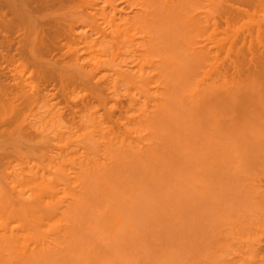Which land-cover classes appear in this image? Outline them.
<instances>
[{
  "label": "bare ground",
  "instance_id": "bare-ground-1",
  "mask_svg": "<svg viewBox=\"0 0 264 264\" xmlns=\"http://www.w3.org/2000/svg\"><path fill=\"white\" fill-rule=\"evenodd\" d=\"M55 1L57 3H60L63 0H25L19 5L22 6V9L26 13V11H36L40 7L48 6L50 3L55 4ZM74 1L73 3H75L76 1H77L76 3L79 2L80 10L78 12L73 11L75 12L74 15L71 14L73 24L71 26L69 25L70 30H69L68 37L70 39L69 43H71L72 46L66 51L68 60L64 62L63 64L64 66L63 71L61 70V68L56 71L55 69H57L59 65L56 64L57 65L56 66L53 63L54 64L53 66H55L54 67L55 69L54 68L52 70L50 69L51 71H54V74H51L50 78H52V76L55 78L56 76L55 74H57L56 78L61 79L60 83L63 81V78L64 79L66 78V80L69 81L70 84L72 82V84H75V86L77 85L80 86L79 88L83 87V88L89 89V91L91 92L90 94L92 95L91 97L93 101L96 103V106H97L96 108L100 107L98 109L100 110L102 109L101 112H103L104 110L106 111V113H107L108 107L111 108L110 106H113V105H110L111 102L109 104V101H110L109 98H111L112 96L114 97V95L116 94L119 95V92L120 93L123 92L122 93L124 94L123 96H125L126 94V96L128 97V105H127L128 111L130 110L129 111L130 113L139 111L141 114H139L138 112L139 115H138L137 120L135 119L134 115H132L134 117V121L130 122L129 123L130 125H128L127 124L128 122L125 121L124 122L125 125L122 126L124 127L123 128L124 131L122 129L123 134L120 135L119 133V135L117 136L115 134H118V133L113 132L110 125H108L109 123L105 122L106 115H103L105 117L102 116V118H97L93 114L91 115L89 114L88 116L86 114V117H84L85 115L80 114L83 116L81 120L79 119L80 120L79 122L81 123L78 122L80 124V128H78L76 131L73 132L72 130L73 127L70 130L71 128V127L69 128L70 125L64 123L65 118L64 120H62V116L60 115L61 113L58 112L59 109L55 110L57 106L54 107L53 106L54 104L53 105L50 104L51 100L48 98L49 96L46 94V92L44 94L42 89L34 90L32 88L33 86L30 87L31 86L30 85L29 87L22 86V88H20L19 91L17 90L18 92L16 91L17 96L15 95L12 97L21 99L23 101L22 102L23 106L24 104H27L26 107L27 106L29 107L31 103H36V104H39L40 105L39 108H42L43 110L37 112L36 116H31L28 119H24L26 116L23 117L25 121L24 120L18 121V119H16L14 122L11 120L9 123L8 121L3 123L2 115H0V123L2 122L3 123L2 125L4 126L3 127L0 125L1 128H3V129L0 128L1 130H3V132H0L2 133L0 135L2 136V138L4 137L3 135H5L6 137L7 136L9 137V135H7V128L11 130V127H12V129H14V131L16 132L17 136L21 140L24 141L22 143H25V145L27 146L29 144H34V143L36 145L37 143V145L41 147L40 150L43 151L44 146L46 149H49L52 146L57 145L61 149L64 148L63 153H65V150H68V148L69 149L71 148L73 151L75 149L76 150L72 153L70 152L71 151L70 149L69 154L72 153L70 155L66 153L65 156H62V154H60L61 156L58 157V154H56L59 160L61 158L63 159L61 160V162L57 158L52 159L50 156H54V155L50 154L49 156L48 154L49 152L46 155H44L43 158L41 157L42 159L38 158V160H35V162H32L31 157H35V155L34 153L32 154L30 151L34 150V147H37V145L31 146L28 148L25 146H22V148L23 147L26 148L25 151L30 149L29 152L31 154V157L30 155L28 156V154H26L25 156V159L27 156L30 157L31 162L33 163L31 167L29 168V170L28 171L26 170L27 171L26 172L25 169L23 170V169L18 168V170L15 171V170H12L13 168L11 167L12 169L10 170V172H7L8 165L5 164V166L2 167V169L0 170V264H38L40 259H44L48 263L50 262L49 264H54V263L57 264L59 260L61 262L62 259H63L62 261H64V259L66 260V262L64 261L65 264H68V262L69 264H74L75 261L77 260V259L76 260L74 259L77 256H78L77 258H79L80 255L78 254L80 253L83 256L82 251L86 249H89L86 251H89L88 254L91 257L90 258L91 262L90 263L87 262V264H118L117 257L114 255H108V252L106 251L105 247H107L106 245L109 244L110 242L112 243L114 240L116 241L119 240L120 243L126 244L127 241L124 240V238L127 232L131 230L132 227L134 226L133 224H134V221L136 220L137 215L142 214L144 211V210L142 211L143 205L140 203V200H138L139 199L138 197H140L141 199V196H142L141 194H143L144 191H147L148 195H151L152 193H154L152 194V196L156 195V197L154 196L155 198H153L155 201L154 200L152 201L153 203L152 205L154 204L158 205L159 203H164L163 204L164 205L163 214L167 218L174 217L175 218L174 227L176 230L179 229L181 226V220H180L181 213L179 214V212L181 210V207L183 206V202L181 203V197L179 199V196H181V194L179 193H182V186H181L182 181L180 177L181 173L179 172H181L182 170L181 171L178 170L179 169L178 167H181V164L179 163L182 160V154L184 151L183 143L186 142L185 139L189 140L195 137V139L193 140L191 139V141L189 140L187 143H185L186 147L184 148H186V150L190 149L188 148L189 147L188 144H191L194 147H199L200 145L199 148H201L202 145H206V147L208 145V148H212L213 147L212 142H216L218 140L214 141V139L216 138L215 134L213 135L215 136V138L213 136H211L212 138L210 137V132L212 135L213 131H211V129H208V128H212L213 126L211 125H213V123H215L216 125L217 123V122H214L216 110L218 109L222 113H224L226 117L227 115L228 117H230L234 113L235 108L240 107L238 108L239 113L240 111H243V110L245 111L246 109L249 110L250 107L248 105L251 102L253 103H251L250 105L253 107L261 99V89L260 88H264L263 87L264 79L262 80L263 77H260V75L264 76L263 75L264 73L263 65L264 64L263 65L261 64L262 67L260 64L258 65L260 66V68L258 69L259 73H261L260 75L256 72V70H253L255 71V73L252 72V74L259 75V77L261 78L260 80L258 79L259 77H257L256 80L255 78L252 79L254 75H252L251 73L249 74V71L248 73L245 74V75L249 74L248 77L250 78L249 79L247 76H245L244 78L246 81L244 82V84L248 87L247 94H245L244 92V89L246 88V86L242 85V83L240 82L241 80H243L242 76H241L242 78L240 79V81L228 80L229 82H227L228 78H226V75L224 77L220 75L221 72L219 69H222L221 71H224L225 73H227V71H225L227 69L224 70V68L228 67L229 69L230 68L229 66H231L232 64L231 59L233 58L234 54L235 56L238 55L237 51L234 50V48H237L238 43H239L238 48L242 50V51L241 50L239 51L240 54L242 55V56L240 55L241 57H243V55H246L249 58L251 57L249 55H252V53H256V50H257L258 57L257 56L256 57L259 59L261 57V59L264 60V58H262L263 52L260 51L261 49H259L261 47V43L263 44V42L261 41L262 40L264 41V38L260 39L259 40L260 42L256 38L260 35L259 33L261 32V30H263L261 35L264 33V28H263L264 25L262 24L263 22L260 24L259 21L258 23H255L256 22L255 21L254 24L252 23V26L250 25L251 26L249 27L250 29L248 27L245 28V30L242 29L243 32L241 36H239L240 39H237L238 34L237 36H231L230 34H227L226 36L224 35V37L221 39H218L219 37L217 38L216 34L219 33L218 29H220L222 25H223L222 26L223 28L221 30L222 31L225 30L226 32L227 31L229 32L228 28L233 26L234 23H235L234 27L236 28V23L239 22L241 19H243V17L245 16L244 13H247V12H244V10H241V8H239L240 6L243 5V2L245 3L247 1V3L249 4L251 2L250 6H248L249 4L247 5V3H245L247 5L246 7L247 8L249 7V9H251V6H253L255 3H258L260 6L262 5L264 7V0H76L75 2ZM252 2H253V5H252ZM234 3H236V5H238L239 3V7H235ZM258 4H255L254 6L257 7ZM79 5H76V6L78 7ZM9 7H11L12 11H14L17 5L13 1L9 5ZM124 9H129V11L124 14ZM247 18H245L246 20L245 19L243 20L247 21ZM253 19L255 20L257 18H253ZM31 20L34 21V18H32ZM36 21H39V20L36 19ZM249 21L247 22L249 23ZM67 26H68V23H66V27ZM78 26H83L84 28H86L85 30H88V32H90L91 34L87 35L85 32H78L77 39H75L74 35L77 32L75 33L74 31L76 29L75 27H78ZM237 26H240V25H237ZM251 31L256 32L255 33L256 37L254 36L255 38H253V39H256L254 40L256 44H254L253 39H251V37H253L254 35V33L252 34ZM79 33L81 35H79ZM225 33H222V34H225ZM39 35L40 34L38 33L37 36ZM217 36L219 35L217 34ZM232 37H235V38L232 39ZM262 37H264V34ZM40 39L42 40V38H39V40ZM44 40L45 39L43 38V42H45ZM66 40H67V37H66ZM40 42H41V45L44 46V43L42 41ZM52 42L54 41H51L50 43ZM52 46H56V45L52 43L51 47ZM254 46L256 50L254 49ZM242 47H246L247 51L243 50L245 48H242ZM38 49L40 48L38 47ZM38 49L36 47L37 51H39ZM40 50L43 51L45 50V48L42 47V49ZM51 50H55V52H57L59 50V47L47 48L45 50V53L47 54L53 53L54 51L52 52ZM232 50L236 51L235 53L233 52L234 53L233 56L230 55ZM24 51H26L25 52V55H26L27 50H24ZM37 51L35 52L34 49H31L29 51V53L32 52L31 57H33V55H36L37 56L36 58L38 59V55L40 54V51L38 55L36 54L38 53ZM220 51L223 52L222 53L223 57L225 54L226 61H227V63L224 62V64L222 62H219L220 64L222 63L221 67H219L220 64L218 66L216 63V61H218L217 57ZM244 51L246 52L244 53ZM33 52H35V54ZM260 53H261V56H259ZM219 56H222V55H219ZM39 57L41 58V55H39ZM255 58L251 57V59L253 60H255ZM41 59L43 60V62H45V64L48 62V61H45L43 58ZM220 60H222V58H220ZM30 61L33 62V59ZM37 61L35 62V64L34 62L33 63L31 62L32 63L31 65L33 66L34 64L35 68H38L36 67L38 66L36 65ZM236 61L233 63L239 64L241 62V61L240 62L239 61L236 62ZM40 62L42 64V61ZM40 62H38L37 64H39ZM252 62L255 63L254 61ZM258 63H255V64L257 65ZM47 65L49 67L48 63ZM240 65L242 66L241 63ZM25 66L26 65H24V67ZM51 66L52 65H50V68ZM245 66L243 65L242 67L245 68ZM42 67L43 68L46 67L44 63L42 64ZM48 67L45 70H48ZM237 67H240V66H236V68ZM249 67H252L251 63ZM17 68L19 69L20 67H17ZM15 69H16V66H15ZM43 70L44 69H42V71ZM45 70L44 72H48ZM229 70H228L227 76L230 73ZM234 70H235V67H234ZM239 70L240 69L236 71H239ZM250 70L252 71V69ZM55 71L57 73H55ZM19 72L21 71L19 70ZM44 74H45L44 75V78H45V76H47L48 74L47 75L46 73ZM239 74L243 75L244 73L242 74V72H240L238 73V75ZM238 75H236L237 77L235 76V78L239 79L240 75H239V78H238ZM251 76L253 77L251 78ZM248 79L250 80V82L252 80L253 83L250 84V82H247ZM257 80H258V83L254 84V82H257ZM246 83H248V85L250 86H248ZM75 88H78V87H75ZM63 91H65V89ZM63 91L62 93H64ZM66 92H68V90ZM110 94L112 96L108 98ZM137 94L139 95V97ZM136 95L138 98H136ZM7 96L9 95L7 94L6 97ZM6 97L4 99V96H3V101L0 100V109L4 106ZM64 97L65 99H67L66 97L68 96L65 95ZM21 100L19 101L16 100V103L21 102ZM69 100L71 101V98ZM72 101L74 102V100ZM6 103L8 104V102ZM53 103H54V100H53ZM77 103L78 102H76V104ZM87 103L89 104L88 101ZM17 105H19V103ZM69 106L71 105L69 104ZM18 107L19 108L21 107L22 109V106H18ZM32 108H33V105H32ZM90 108H92V106H90ZM93 108L95 109V107ZM66 109H67V106H66ZM85 109L87 110V108ZM94 109L93 111L95 112L96 109L95 110ZM170 109L173 112L176 111L177 112V113L175 112L176 115L172 113ZM176 109H178L179 112ZM179 109H181L183 113ZM248 110L247 112H245V114L242 112L243 115H246V113H249V111L250 113L252 112L251 111L252 109L249 111ZM83 112L85 114L87 111L83 110ZM230 112H233V113L230 114ZM10 113L11 115L14 114L13 112H10ZM94 114H97V113H94ZM172 114L176 116V117L173 116L174 119H171ZM97 116L99 117L100 115H97ZM121 116L123 115L121 114ZM128 116L131 117V114ZM198 116L201 118L206 117L205 119H203L205 121L204 122L201 121V118H200L201 124H195V122H198V123L200 122L198 120ZM130 117L128 118V120L130 119ZM169 120H170L171 125H169ZM207 120L209 121L208 123L206 122ZM75 121H76L75 123L78 124L76 119ZM118 121L120 122V120ZM21 122H26L27 130L23 129L25 126H23L24 125L23 123L21 125ZM177 122L184 125V127L180 128V124ZM202 122L204 124L205 122L207 123L206 130L208 129V131H210L209 134L207 133L208 131H205V129L203 128L204 124ZM191 124L193 126L196 125V127L198 125V128H200V130L198 128L197 129L199 130L198 132L200 134H197L196 131L194 132V129L195 130L197 129L196 127L194 128ZM202 124H203V127L201 128ZM67 125H69L68 126L69 129L67 128ZM175 126L177 127L176 129H175ZM177 129L181 131L177 132ZM203 129L205 132L203 131ZM25 131L26 132L28 131L29 134L33 135V139L36 140L37 142L33 141L32 143H30L32 140L28 141L27 135L29 134L26 133L27 134L26 135L24 133ZM187 131L194 132L196 133L197 136L198 135L200 136L196 137L195 134L191 133V135H187L189 137L188 139L187 136L185 137L184 135H182V133H185ZM139 132H143L146 134L148 133V135L145 134L147 138L143 137L145 138V140L144 139L140 140V141H144L145 143L146 142L147 143L141 144L142 146L140 148L132 145L133 144L132 142L134 141L135 136ZM205 133L209 135L211 141L213 140L212 142L210 141V139H208L209 137H207ZM127 134L128 135L132 134V136H134L133 134H135V136L134 138H132V140H127L130 137L129 136L127 138L128 136ZM171 134L174 136V138H172ZM25 135H26L27 140H24ZM125 135L127 136L125 137ZM140 135L136 136V138L141 137ZM175 137H178V139H176ZM2 138H1L2 142H3V139L7 140V138H3V139ZM40 140L45 141V143H43L44 146H42V143L41 145L38 144L40 143L39 142ZM206 140L209 144L206 142ZM178 141H179V144L183 145L182 147L178 145ZM180 141L183 143H181ZM200 141H202L203 144ZM191 142H194V143H191ZM5 143L6 142H4V145ZM175 143H176V146H174ZM16 144L17 143H15L14 146L21 147L20 144L18 145ZM69 145H74L77 148H72L73 146L69 147ZM215 145L217 144L215 143ZM36 150H38V148ZM164 150L166 151V153L164 152ZM190 150L193 151L192 147ZM19 151L21 152V150ZM13 152H15V150H13ZM98 153H100V155ZM184 153H185V156L191 155V158L192 157L195 158L197 156L196 154H194V152H191L193 156L192 154H189V152L188 153L184 152ZM22 154L24 155L25 152ZM6 155H8V153ZM103 155H105V157L102 159L103 162L102 161L100 162L101 158L99 157ZM163 156H165L164 158L167 157L166 160L169 159L167 160L168 163L163 162V161L166 162V160H163ZM49 157L51 158V160H49ZM1 158L3 157H0V159ZM15 158L17 159L18 157H15ZM92 158H95V159L92 160ZM126 158L128 159L133 158L134 160L136 158L137 160H139V162L142 165H144L146 170L149 173L151 172L150 173L151 175H150L147 171L144 170L145 172H147V174H149L147 176L148 177L150 176V177L149 178L147 177V179L146 177L145 178L143 177L142 179L138 178L139 175H137L138 174V171H137V174H135L137 175V177L134 176L133 178L136 181H134L132 179V175L130 176V174L128 175V173H126L128 176H130L129 178L127 177V175L125 176L121 172L122 173L121 177L123 178L125 176L127 178H124L123 179L124 181L119 182L121 184L117 183L118 181L116 182L115 179H114L115 181L113 182V180L111 179L116 178L117 176L114 175L116 177H112L110 179L112 175L110 176L108 174H112V171L109 173L107 171H109L110 168H113V169L116 168L120 170L122 165H124L123 161L128 160ZM197 158H199V156ZM197 158L194 159L195 161L193 159L192 160L190 159L189 163L191 164V162H193L194 164L192 163V165L190 166L186 165L188 168L187 167L185 168L188 169L189 173L190 172L193 173V171L194 173L196 172L195 169L199 165L197 164L199 161ZM34 159L35 158H33V160ZM78 159L82 160L81 161L82 165L79 167H77L78 166L77 164H79L77 161ZM173 159H176L179 162ZM56 160L60 163L57 164ZM121 160H122V163H119ZM184 160H182L183 162L182 165L185 166ZM169 161L173 164H170ZM188 161L189 159L186 161V163ZM2 162H4V160ZM145 162H148V163H145ZM175 162L176 164H174ZM171 165H174V166H171ZM136 166L138 167V163L136 164ZM124 167L126 166L124 165ZM189 167L191 168L195 167V169L193 168L191 170V168ZM142 168H138V170L141 169L143 171ZM124 169L126 170V168ZM125 170H122V171H125ZM105 171L107 172V175ZM140 173H144V172H140ZM119 175H120V171H119ZM145 175L146 174H144V176ZM107 176H110V177H107ZM107 179L109 182H107ZM125 179H127V183ZM111 181L114 184L116 182L118 186L122 185L123 182L125 185L126 184L127 185L118 187L116 184L114 185ZM107 183L109 185H107ZM110 183H112L113 185L112 184L110 185ZM133 183L136 185L133 186L134 185ZM140 183H143L141 185L142 186L144 185V187H142ZM105 185L109 187L111 186L110 190L108 189L109 187ZM115 187H118L116 188L117 190L123 189L124 191L126 190L127 192L126 191L124 192L123 190L121 192L120 190L121 193L119 192L118 194V191L116 192L114 191ZM132 187L134 189V192L132 191L133 190ZM135 188H139L137 190L143 193H139V191L136 192ZM141 188L145 190L143 191ZM195 188L198 189L197 186ZM103 189H105L106 191ZM257 192H256V195H258ZM169 193H171L174 196L170 197ZM248 193L251 194L250 190ZM147 194L144 193L143 195H147ZM254 197L255 196H253V199L255 200L259 198V197L256 198L257 196L255 198ZM156 198L157 199L159 198V200L163 202H160L159 200L156 201ZM261 201H258V203H260ZM194 202L198 203L197 200H194ZM258 203L256 202L257 205ZM262 203H264V199ZM157 205H154V206H157ZM166 208L168 209V211L166 210ZM253 216L254 215H252L251 217L254 218L255 216L254 217ZM85 219H87L86 221L87 224L85 223V221L83 222V220ZM81 222L84 223V224L82 223L84 225V228H81L83 226H79ZM244 222L245 221H243L242 224L246 225L247 223H244ZM251 223H254V221H251ZM86 225H88V227H85ZM231 225L233 224L230 223V226ZM251 225L252 227L255 225L254 227L255 229L257 224L254 223ZM85 228H87V231L89 229L88 233L87 231H85L86 230ZM236 229L234 227V230ZM84 231L88 235L85 233L84 238H83L82 234L84 233ZM80 233H81V236H80ZM254 233H255V230H254ZM251 234H253V232ZM236 236H238V234ZM78 237H82V238L79 239ZM85 238L87 242H85L86 240L84 241ZM240 239H241V235H240L239 241ZM246 240L248 241L249 239L246 238L245 241ZM229 241L232 242V240H229ZM256 241L258 242V240ZM230 242L228 244H230L231 246ZM233 242H236V241L233 240ZM250 242L252 241L250 240L248 247L245 248L247 249L246 251L248 254V256L246 255L247 260L249 259L250 263L249 262H246V263L252 264L253 263L252 261H254L255 259L258 260L259 257H257V254L259 253V251L257 252L256 251L257 248L255 249L253 247V245L258 246L257 243L254 242L255 244H252L253 243L252 242L250 244ZM228 244L225 247H227ZM247 244H245V247L247 246ZM63 245L66 247L68 246L67 250H71L72 254L71 253L69 254L70 251L69 252L67 251L68 254L65 251H62V250L60 251V249L65 248ZM79 245L80 247L82 246L79 249L80 251L78 250ZM239 245H241L242 247V244H239ZM234 246H232L233 247L232 249H234ZM73 250H75L76 252H74ZM107 250L109 249L107 248ZM134 251H136V254L138 256H144V253L140 247L135 246ZM238 251H240V249ZM60 252L61 254L62 252L66 253L65 255L62 254L63 255L62 259L60 256L61 254H59ZM217 252H216V255H219L217 254ZM225 253L226 251L224 252V256L225 255L228 256ZM57 254H59L60 257ZM66 255H70V257L68 256L69 257L68 262H67L68 258H66L67 257ZM54 256H56V258L58 256L60 259H58L57 261L56 258L54 259ZM71 256L75 258H71ZM52 257H53V260H52ZM220 257H222V255H220ZM262 257L263 256H261L260 259L264 260ZM83 258L80 256V259L77 260L76 264H86ZM207 258L210 259L211 257L209 258L208 256ZM70 259L72 261H70ZM225 261H227V259ZM228 261H230L229 258H228ZM232 263H234V261ZM256 264H259V262Z\"/></svg>",
  "mask_w": 264,
  "mask_h": 264
},
{
  "label": "rangeland",
  "instance_id": "rangeland-1",
  "mask_svg": "<svg viewBox=\"0 0 264 264\" xmlns=\"http://www.w3.org/2000/svg\"><path fill=\"white\" fill-rule=\"evenodd\" d=\"M13 1L17 5V7H16V9L14 11H12L11 7H9V5ZM23 1H25V0H21V1L20 0H0V95L2 96V98L0 96V100L3 101V96H4V99H5L6 95L7 94L9 95V96L6 97V101L4 100L5 103H4V106L2 107L3 109L2 108L0 109V115H2L3 123H5L7 121L9 123L11 120L14 122L16 119H18V121H23L24 119H28L31 116H36L37 112L43 110L42 108H39L40 105L36 104V103H31L29 107L28 106L26 107L27 104H24V106H23V104H22L23 101L21 99H19V98L17 99L16 97H14V98L12 97V96H15V95L17 96L16 91L17 90L19 91L20 88H22V86L23 87L24 86L25 87L26 86L29 87L31 85L30 87L33 86L32 88L34 90H37V89L41 90L42 89L44 94L46 92V94L49 96L48 98L51 100L50 104H52V105L54 104L53 105L54 107L55 106H57V107L59 106L58 108L56 107L55 110L59 109L58 112L61 113L60 115L62 116V120H64V118H65V122L64 121L63 122L70 125V126L67 125V128H68V126H69V128L71 127L70 130L73 127V129H72L73 132L76 131L78 128H80V124L79 123H81V122H79V121L83 118L82 115H85L84 117H86V114H87V116L89 114L90 115L93 114L97 118H102L103 115H106V118H105L106 120L104 119L105 122L109 123L108 125H110V127L112 128L113 132L118 133V134H115V133L114 134L116 136L119 135V133H120V135H122L123 134L122 133V129L124 128L122 126L125 125L124 122L126 121V122H128L127 124L130 125L129 123L134 121V117L137 120L138 115L141 114L139 111H138L139 114H138V112H134L135 113L134 114V113H130L129 112L130 110L128 111V108H127L128 97L126 96V94H125L126 97L123 96L124 95V94H122L123 92H121V93L119 92V95L116 94L118 97L116 95H114V97H113L110 94L108 96V98L110 96H112L113 98L112 97L109 98V100H110L109 104L111 102L110 105H113V106H110L109 104L108 105L112 108V110H111V108L108 107L107 113L104 110H103V112H101L102 109L101 110L98 109L100 107L96 108L97 107L96 103L93 101V99L91 97L92 95L90 94L91 92L89 91V89H86V88H83V87L79 88L80 86H78V85L75 86V84H72V82L70 84V82L67 81L66 78L65 79L63 78V81L60 83L61 79L56 78L57 74H55L56 76L54 75L55 78L53 76H52V78H50L51 74H54V71H51L55 67L53 65L54 64L55 65L56 64L59 65V67L57 69L54 68L56 71L58 69H60V68L63 71L64 70L63 64H64V62H66L68 60L67 55H66V51H67V49H69L72 46L71 43H69L70 39L68 37V34H69L70 26L73 24L72 15H74L75 12H78L80 10L79 2L76 3L77 2L76 0H75L76 2L74 0H71V1L70 0L69 1L68 0H63L62 2L57 3L55 1V4L50 3L48 6L40 7L36 11H26V13H25L24 10L22 9V6L19 5ZM73 1L75 3H73ZM248 2H250V1H248ZM245 3H247V1ZM245 3L243 2L244 6L242 4H240L243 7L242 6L239 7V3H238V5H236V3H234L235 4L234 6L241 8V10H244V12H247V13H244V12L243 13L245 15L244 16L245 18H247V17L249 18V19L247 18V21L250 20L249 23L247 21H245L246 19L242 16L243 19H245V20L241 19L239 22H237L238 24L236 23V28L234 27L235 23H234L233 26H231V27L229 26L230 27V28H228L229 32L228 31L226 32L225 30L222 31L221 30L223 28L222 27L223 25H222L221 28L218 29L220 34L219 33H217V34L219 36H217V34H216V37L217 38L219 37L218 39L223 38L224 35L226 36L227 34H230L231 36H237V34H238V36H237L238 38L237 39H240L239 36H241V34L243 32L242 29L245 30V28L251 27L252 23L254 24L255 21H256L255 23H258V21H259L260 24L263 22L262 24L264 25V21H263L264 20L263 19V17H264V11H263L264 7L262 5L260 6L258 3H255V4H258L259 8H258V6L255 7L254 6L255 4L253 5V2H252L253 6H251V9H249V7L248 8L246 7L249 3H247V5ZM250 4H251V2H250ZM250 4L248 6H250ZM76 5H79V6L77 7ZM73 11H75V12H73ZM128 11H129V9H124V14L127 13ZM256 14H258V15H256ZM258 17H260V18H258ZM30 18L31 19L34 18L35 22L32 21ZM253 18H257L258 20L257 19L254 20ZM36 19L39 20V21H36ZM66 23H68L67 27H66ZM237 25H240V26H237ZM232 27H234V28H232ZM240 27H242V28H240ZM75 28H74L75 29L74 32L75 33L77 32L74 35L75 39H77L78 32H85L87 35L91 34L90 32H88V30H85L86 28H84L83 26H78V27H75ZM263 28H264V26H263ZM231 29L234 30L235 32L232 31ZM238 30L239 31L241 30L240 31L241 33ZM262 31L263 30H261V32L259 33L260 34L258 36L259 38L255 36L256 32L251 31L252 34L254 33V35H253V37H251V39H253L255 37L257 38L258 41L260 39H263L264 37H262V36H263L264 33L261 35ZM36 32H37V34H36ZM38 33L40 34L39 36H37ZM222 33H225V34H222ZM233 34H235V35H233ZM79 35H81V34L79 33ZM220 36H222V37H220ZM37 37L42 38V40L41 39L39 40V38H37ZM66 37H67V40H66ZM43 38L45 39L44 40L45 42H43ZM234 38L235 37H232V39H234ZM50 40L54 41L52 43L54 45H56V46H52V47L53 48L54 47H59V50L58 51L56 50L57 52H55V50H51L52 52L53 51L54 52L47 54V53H45V50L47 48H52L51 47L52 43H50L51 42ZM247 40H249V39H247ZM254 40H256V39H253L254 44H256V42ZM40 41H42L44 43V46L41 45ZM246 42H248V41H246ZM261 42H263V44L261 43V47L259 49H261L260 51H262L263 54H264V46H263L264 45V41L262 40ZM238 45H239V43L237 44V48L233 47L234 50L237 51L238 55L236 53L237 56H235L234 53L236 51H234V50H232L231 53H230V55H232V56L234 54L233 58L230 57V58H232L231 59V61H232L231 63L232 64H231V66H229L230 67L229 69H231V70H229L228 67L224 68V70L227 69V70H225V71H227V73H228V70L230 71L228 76H227V73H225L224 71H221L222 69H219V70H220L221 73L224 72L222 74L220 73V75H222L223 77L226 75V78H228L227 82H229L228 80L240 81V79L243 77L242 79L244 81L241 80L240 82L242 83V85H245L244 84V82H246L245 79H244L245 76L248 77L250 73L251 74H252V72L255 73V71H253V70H256V72L259 75L261 74L258 71V69L260 68V66H258V65L259 64L263 65L264 64V62H263L264 60L261 59V57H260V59L257 58L258 57L257 56L258 51L256 50L255 46H254V49L256 50V53H252V55L255 56V57L257 56L256 58L253 57L252 55H249L247 53L252 58H255V60L251 59V57L248 58L246 55H243V57L245 56L244 59H243V57H241L242 55L239 52L241 49L238 48L239 47ZM36 47H37V49H38V47L40 49H42V47H43V48H45V50L42 51V50L38 49L40 51V54H39V51L36 50ZM30 48L34 49L35 52L37 51L38 53H36V54L37 55L38 54L41 55V58H43L45 61H48L47 63L49 64V67H48L47 63L45 64V62H43V60L39 57V55H38V59L36 58L37 57L36 55H33L34 58L31 57L32 56L31 55L32 52L29 53V51L31 50ZM242 48H245L243 50H246V47H242ZM24 50H27L28 54L26 53V55H25L26 51H24ZM246 51H244V53ZM35 52H33V53L35 54ZM222 53L223 52L220 51L219 55H222V56L218 55V57H217L218 61H216V63H217L218 66L220 64L219 62H222L223 64H224V62L227 63L226 56L224 54V57H223ZM254 54H256V55H254ZM263 54H262V58H264ZM259 56H261V53L259 54ZM219 57L222 58V60H220ZM31 58L33 59L34 64L38 60L37 63L42 61V64L44 63V65L46 67L43 68L42 64L40 62L39 64L36 63V65H38L36 67H38V68H35L34 64H33V66L31 65L33 63L32 61H30V60H32ZM247 58H248V60H247ZM245 59H246V61H245ZM234 60L235 61L238 60L239 62L241 61L240 63L242 64V66L246 65L245 68L242 67L240 65V63L239 64L238 63H236V64L233 63V62H235ZM256 60H258V61H256ZM27 61H28L29 64L27 63ZM238 61H236V62H238ZM252 61H254L255 63H258V62H260V63H258L256 65ZM246 62H248V63H246ZM222 63L220 64L219 67H221ZM250 63H251L253 68L249 67ZM24 65H26V66L24 67ZM50 65H52L51 68H50ZM262 65H261V67H262ZM15 66H16V69H15ZM39 66H41L42 69H44V70L47 69V67H48V70H45V71H48V72H44V70L42 71L41 67H39ZM236 66H240V67L236 68ZM17 67H20V68L18 69ZM234 67H235V70H234ZM21 68L23 69L24 72L22 71ZM249 68L252 69V71ZM263 68H264V65H263ZM238 69H240V70L236 71ZM19 70L21 72H23V73L19 72ZM38 70L39 71L41 70V71L39 72ZM56 71H55V73H57ZM248 71H249V74L245 75L246 73H248ZM240 72H242V74L243 73L244 74L243 75L239 74L240 75V78H239L238 73H240ZM35 73H36V75H35ZM44 73H46V75L48 74L47 76H45V78H44V75H45ZM234 73H236V74H234ZM39 74H40V76H39ZM236 75H238L239 79L235 78ZM252 75H254V77L251 76V78L253 77L252 79L255 78V80H256L257 77H259V75H257V74H252ZM263 75H264V73H263ZM260 77H263L262 80L264 79V76L260 75ZM260 77L258 78L259 80L261 79ZM226 78H225V80H226ZM248 80H247V82H250V80L249 81ZM15 82L16 83L18 82V83L16 84ZM22 83L23 84L26 83L27 85L26 84L23 85ZM251 83H253L252 80H251L250 84ZM256 83H258V80H257V82H254V84H256ZM63 84H64V86H63ZM246 84L248 85V83H246ZM37 85H38V87H37ZM248 86H250V85H248ZM75 87H78V88H75ZM263 87H264V85H263ZM61 88L63 90L65 89V91H63ZM66 89L68 90L69 94H68V92H66L67 91ZM260 89H261V99L259 100L258 103H256L255 106H253L255 108H253L250 105L253 102H251L248 105L250 107L249 110L252 109L251 113L246 108H245L246 109L245 111L243 110V111H240V113H239L238 108H240V107H238V108H235L236 113H235V111H234V113L230 112V114L233 113L230 117H228V115L226 114L227 117H228L227 118L224 113H222L220 110L217 109L218 111L216 110L215 119H214V122H217V123L215 125V123L211 122V123H213V125H211L213 127L212 128H208V129H211V131H213L212 135H211V132L208 131V129L206 130V128H207L206 124L209 121L207 120L206 121L207 123L205 122V124H204L203 122L205 120H203V119H205L206 117H204V118L202 117L201 118V117L198 116V120L200 121V118H201V121H203L202 123L204 124V127H203V124H202L201 128L203 127L205 129V131H208L207 132L208 134L210 132V137L215 134L216 138H215V136H213L215 138L214 141L218 140L216 142H212L213 140L211 141L209 135L207 133H205L206 136L209 137L208 139H210V141L213 143L212 144L213 145L212 148H208V145H207V147H206V145H202L203 147L201 146V148H199L200 145H199V147H194L191 144H188L189 147L188 146L187 147L190 148V149L192 147L193 151H191L190 149L186 150V148H184V147H186L185 143H187L189 140L191 141V139H192V138L189 139V137L187 135H191V133H193L195 135H196V133L200 134L198 132L200 130V128H198V125L196 127V125L193 126L191 124L194 128L196 127V129L197 128L199 129V130L198 129L197 130L194 129V132L196 131V133L191 132L193 130V128H192V130L190 132L187 131L185 133H182V135H184L185 137L187 136L189 140L185 139V141H186L185 143L180 141L181 143L184 144V147H183L184 151H183V154L182 153L181 154H182V160L185 159L184 160L185 161V166L182 165L183 162L181 160L180 163H179V164H181V167H178L179 169L177 168L180 171L182 170L181 172L178 171L179 173H181L180 177H181V181H182V185H181L182 186V193H179V194H181V196H179V199L181 197V203L183 202V206L181 207V210L179 212V214L181 213V218H182V219L180 218L181 226H180L179 229L176 230L175 227H174V223H175V218L174 217L167 218L163 214V208H164L163 204L164 203H159L158 205L154 204V205H157V206L152 205L153 204L152 201L154 200L153 198L156 197V195H154L155 197L152 196V194H154V193H152V194L149 193L151 195H148L147 194L148 192L144 191L146 189V187H145V189H142V188L141 189L147 195H143L144 194L143 192H140L139 190H137L140 187L139 188H135L136 192L139 191V193H143V194H141L142 195L141 199H140V197H138L139 199L137 198L138 200H140V203L143 205V207H142V211L144 210L143 213L137 215L136 220L134 221V224H133L134 226L132 227L131 230H129L127 232V234H126V236L124 238V240L127 241L126 244L120 243L119 240L118 241L114 240L112 243L110 242L109 244H107L106 245L107 247H105L106 251L108 252V255H114V256L117 257L118 264H208V263L210 264V262H211V264H219V263H221V264H238V263L245 264L246 262L250 263V260L249 259H248L249 261L247 260V256H248L247 251H246L247 249H245V248L248 247L250 240L253 242V243L250 242V244L251 243L252 244L257 243L258 246H256V245L254 246L253 245V247L255 249L257 248V250H256L257 252L259 251V253L257 254V257H259L258 260L255 259L254 261H256V262H254V261H252V262L254 264H256L258 262H259V264H264V260L260 259L261 256H263L262 258L264 259V203H262L263 199H264V88H260ZM61 90L64 93H62ZM244 92H245V94L248 93V87L247 86L244 89ZM81 93H83V94H81ZM120 94H122V95H120ZM65 95L68 96V97H66L67 99H65V97H64ZM137 95H136V98L139 97V95H138V97H137ZM77 96H78V98H77ZM120 96H122V97H120ZM70 98H71V101L69 100ZM16 100H18V101L21 100V102H17L16 103ZM53 100H54V103H53ZM72 100H74L75 103ZM123 100L125 101L126 104L124 103ZM11 101H13L15 103H13ZM87 101L89 102V104L87 103ZM6 102H8V104ZM76 102H78V103L76 104ZM18 103H19V105H17ZM69 104L72 107L69 106ZM254 104H255V102H254ZM16 105H17V107H16ZM32 105H33V108H32ZM81 105H82V107H81ZM9 106L11 107V109L14 108L12 110H14L16 112L12 111ZM18 106H22V109H21V107L19 108ZM66 106H67L68 110L66 109ZM90 106H92V108L95 107L96 110L93 108L95 110V112L93 111L92 108H90ZM248 106H247V108H248ZM23 107H25V108H23ZM174 107H175V105H174ZM85 108H87V110ZM18 110L21 111V112H19ZM83 110L87 111V112L84 114ZM176 110L178 111V109H176ZM179 110L181 111V109H179ZM247 110L249 111V113H246V115H243V113L245 114V112H247ZM170 111H171V109H170ZM10 112H13L14 114L11 115ZM132 112H133V110H132ZM171 112L175 114L176 111L175 112L171 111ZM171 112H170V114H171ZM181 112L183 113V111H181ZM2 113H4V114H2ZM94 113H97V114H94ZM15 114H17V115H15ZM80 114H82V115H80ZM107 114H108V116H107ZM121 114L123 116H121ZM130 114H131V117L128 116ZM66 115H68V116H66ZM97 115H100V116L98 117ZM118 115H119V117H118ZM132 115H134V117ZM175 115L172 114L171 119H174L173 116H175ZM184 116H186V115H184ZM23 117H25V118L23 119ZM103 117H105V116H103ZM121 117L123 118V120H122ZM129 117H130V119L132 118L131 119L132 121L130 119L128 120ZM75 119L77 120V123L79 122L78 124L75 123L76 122ZM125 119H127V120H125ZM118 120H120V122ZM67 121H69L70 123L67 122ZM122 121H123V123H122ZM201 121L199 123L195 122V124H201ZM186 122H187V120H186ZM192 122H194V121H192ZM3 123L1 122L0 125L3 126L2 125ZM22 123L24 124L23 126H25L23 129L27 130L26 129V122H21V125H22ZM120 123L123 124V125H121ZM177 123H179V122H177ZM12 124H10V125H12ZM179 124H180V128L184 127V125H182L181 123H179ZM169 125H171L170 124V120H169ZM1 126H0V128H1ZM8 127H10V126H8ZM176 128L177 127L175 126V129ZM1 129H3V128H1ZM1 129H0V132H3V130H1ZM8 129L9 128H7V135H9V137L8 136L6 137L5 135H3L4 136L3 138H7V140H4L2 138V136H0L3 139V142H2L1 138H0V157H3V158L0 159V161H1L0 162V170L6 164V165H8L7 166V172H10V170L12 168H13L12 170H15V171L18 170V168L19 169H23V170L25 169V171L26 170L28 171L29 168L31 167V165L33 164L32 162H35V160H38V158L42 159L44 157V155H46L48 152H49L48 153L49 156H50V154L54 155V156H50L52 159L53 158H55V159L57 158L58 159V157L61 156L60 154H62V156H65L66 153L69 154V150L71 149V148L70 149L68 148V150H65V153H63L64 148L61 149L57 145L52 146L49 149H46L44 144H43V143H45V141L44 140L43 141L40 140L39 141L40 143H38V144L41 145V143H42V146H44L43 147L44 148L43 151L40 150L41 147H39V145H37V143H36L37 147H34V150L30 151V149H28V150H26L27 151L26 152L25 151V149H26L25 147L28 148V147H31V146H36L35 143L34 144H29L28 146L25 145V143H22L24 141L21 140L17 136L16 132L14 131V129H12V127H11V130L10 129L8 130ZM204 129H203V131H204ZM119 131H121V132H119ZM123 131H124V129H123ZM179 131H181V130L177 129V132H179ZM145 132H147V131H145ZM24 133L25 134L26 133L29 134L28 131L27 132L25 131ZM1 134L2 133H0V135ZM138 134L139 135L141 134L140 135L141 137H139L140 139L136 138V136H139ZM138 134L136 136H135V134H133L135 136V138H134V136H132V134L131 135L127 134L128 136L125 135V137L127 136V138H128L130 136L127 140H132V138H134V141L132 142L133 143L132 145L135 146V147H139L140 148L142 146L141 144L145 143L144 141H140V140H142V139L145 140V138H143V137L147 138L146 135H148V133L146 134V133H143V132H139ZM176 134H174V135H176ZM26 135H25L24 140H27V139H28V141L32 140L30 143H32L33 141L34 142L36 141V140L33 139V135H31V134H29L30 136L27 135V139H26ZM202 135H201V137H202ZM198 136H200V135H198ZM198 136L196 135V137H198ZM16 137H18V138H16ZM28 137L29 138L32 137V138L29 139ZM172 138H174L173 135H172ZM175 138L178 139V137H175ZM176 139H175V141H176ZM193 139H195V137H193ZM207 140H206V142H207ZM4 142H6L5 145H4ZM198 142H199V140H198ZM200 142L202 143V141H200ZM15 143H17L16 145L20 144L21 147L20 146L19 147L18 146H14ZM191 143H194V142H191ZM215 143L217 145H215ZM10 145H11V147H10ZM178 145L180 147L183 146L182 144H179V141H178ZM5 146L8 147V148H6ZM22 146H25V147L22 148ZM174 146H176V143H175ZM69 147L77 148L74 145H69ZM210 147H211V145H210ZM37 148H38V150H36ZM13 150H15L16 153L13 152ZM19 150H21V152ZM29 151L32 154L34 153L35 157H31V154H30ZM74 151L71 149L70 152L73 153ZM187 151L189 152V154H192L191 152H194V154H196L197 156L195 155L196 156L195 158L194 157L191 158V155L190 156L189 155L185 156L184 152L188 153ZM5 152H7L8 155H6L7 153H5ZM24 152H25V154L23 155L22 153H24ZM56 152H58V153H56ZM164 152L166 153L165 150H164ZM17 153H19V154H17ZM72 153H70V154H72ZM26 154H28V156L30 155V157L32 158V162L30 160V157H28V156L26 157V159H27V161H26V159H25ZM56 154H58V157H57ZM98 154L100 155V153H98ZM78 156H80V155H78ZM192 156H193V154H192ZM198 156H199V158H197ZM5 157H6L7 160L5 159ZM15 157H18V158L16 159ZM50 157H49V160H51ZM104 157H105V155L99 157V158H101L100 162L101 161L103 162L102 159ZM127 157H129V156H127ZM164 157L165 156H163V160H166L167 157L166 158H164ZM33 158H35V159L33 160ZM77 158H79V157H77ZM196 158L199 160L198 163H197L199 165H198V167H196V169H195V167H193L195 169V171L197 172V174H196V172L194 173V171H193V173L195 175L194 176L193 173H191V172H190L191 173V175H190V173H189V171L187 169L188 168L187 166L188 165L190 166L193 163V162H191V164L189 163L190 159L194 160ZM81 159L77 160L78 163H79V164H77L78 165L77 167L82 165V162H81L82 160ZM94 159L95 158H92V160H94ZM126 159H128V158H126ZM188 159H189V161L186 163V161ZM3 160H4V162H2ZM61 160H63V159L61 158L59 161L61 162ZM122 160L119 163H122ZM129 160H130V162H129ZM167 160H169V159H167ZM167 160H166V162L165 161H163V162L164 163H168ZM173 160L177 161L176 159H173ZM127 161H128V163H127ZM29 162H31V163H29ZM60 162L57 161V164L60 163ZM80 162H81V164H80ZM161 162H162V160H161ZM177 162H179V161H177ZM123 163H124V165L126 167H124V165H122L121 168L124 167V168H126V170L124 168L123 169L120 168V170H118L116 168H114V169L110 168V170L107 171L108 173L112 171V174H108V175H110V176L112 175V176L111 177L107 176V177H110V179L112 177H116L117 176L116 178H112L111 179V180H113V182L116 180V182L118 181L117 183H119L121 181H124L123 180L124 178H127V177L130 178L131 175H132V179L134 178V176L137 177V175H139V176L142 175L141 177L138 176V178L142 179L143 177L144 178L146 177V179H147V177H148L147 175H149L151 173V172L149 173L146 170V168L144 167V165H142L139 162V160H137L136 158H135V160L133 158L132 159L129 158L128 160H124ZM137 163H138V167L136 166ZM145 163H148V162H145ZM139 164H141V165H139ZM170 164H173V163L170 162ZM174 164H176V162ZM9 165H10V167H9ZM11 165H13V166H11ZM14 165H15V167H14ZM171 166H174V165H171ZM94 167H95V165H94ZM185 167H187V168H185ZM138 168H142L143 171L141 169L138 170ZM189 168H191V167H189ZM193 168H191V170ZM111 169H113L114 171L111 170ZM150 169H151V167H150ZM122 170H125L126 172L122 171ZM144 170L147 171L149 174H147V172H145ZM119 171H120V175H119ZM137 171H138V174H137ZM107 172H106V175H107ZM121 172L125 176L127 175L126 173H128V175L130 174V176L127 175V177L124 176L122 178L121 177L122 176ZM140 172H144V173H140ZM179 173H177V174H179ZM135 174H137V175H135ZM144 174H146V175L144 176ZM114 175H116V176H114ZM117 178H119L120 181ZM146 179H144V180H146ZM125 180H126V183H127V179H125ZM134 181H136V180H134ZM107 182H109L108 179H107ZM116 182H115V184L117 185ZM112 183H110V185ZM119 184H121V183H119ZM131 184H132V182H131ZM141 184H143V183H140V185ZM107 185H109V184L107 183ZM107 185H105V186H107ZM123 185H125L124 182H123L122 185H119V186L122 187ZM135 185L136 184H134L133 186H135ZM196 186L198 187V189L195 188ZM107 187H109V186H107ZM107 187H105V188H107ZM110 187L108 188L109 190H110ZM118 187H115L114 191L115 192L118 191V194H119L121 189L117 190L116 188H118ZM136 187H138V186H136ZM142 187H144V185ZM132 189H133V187H132ZM252 189H253V191H252ZM103 190H105V189H103ZM122 190H121V192H122ZM249 190H250L251 194L248 193ZM132 191L134 192V189ZM256 192H257V194L259 196L256 195ZM169 194H170V197L174 196L171 193H169ZM139 196H140V194H139ZM253 196H255V197L257 196L256 198H258V197L259 198L255 200V199H253ZM261 199H262V201H261ZM157 200H159V198L158 199L156 198V201ZM194 200H197L198 203L194 202ZM258 201H261L260 202L261 204L258 203ZM160 202H163V201H160ZM256 202L258 203V205L259 204L260 205L258 206L256 204ZM166 210L168 211L167 208H166ZM252 215H254L255 217L253 216L254 218H252L251 217ZM249 218H250L251 221H254V223L257 224L255 229H254L255 225L253 227L251 225V224H254V223H251ZM241 219H243V220H241ZM84 221L86 223L87 219L83 220V222ZM243 221H245L244 223H247L248 226H247V224L246 225L242 224ZM83 222H81V224ZM227 222H228L229 225L227 224ZM229 222L231 224H233V225L230 226ZM81 224L79 226H83L81 228H84V225H83L84 223L82 225ZM238 225H239V227H238ZM245 226H246V228H245ZM85 227H88V225H86ZM232 227H233V229H232ZM234 227H235V229L237 227L238 228L236 230H234ZM85 229H86L85 231H87V228H85ZM227 230H229V231H227ZM254 230H255V233H254ZM85 231H84V233L82 232L83 233L82 234L83 238H84V234L86 233ZM88 232H89V229H88L87 233ZM252 232H253V234H251ZM234 234H235V236H234ZM237 234H238V236H236ZM229 235H231V236H229ZM240 235H241V239L239 241ZM258 235H260V236H258ZM80 236H81V233H80ZM235 237H237V238H235ZM242 237H244L245 239L248 238L249 240L245 241V239L242 238ZM78 238L80 239L82 237H78ZM85 240H86V238L84 239V241ZM229 240H232V242H230ZM233 240H235L236 242H233ZM256 240H258V242ZM209 241H210V243H209ZM85 242H87V240ZM229 242L231 243V246H230V244H228ZM237 242H239V243H237ZM242 242H244V243H242ZM226 243L228 244L227 247H225L227 245ZM233 244L234 245L237 244V245L234 246ZM239 244H242V247ZM245 244H247L246 247H245ZM135 246H138V247H140L142 249V251L144 253V256H138L136 254V251H134V247ZM232 246H234V249H232L233 248ZM64 247L66 249L65 248H64L65 250L64 249H60V251L61 250L65 251V252H67V251L69 252L70 251L69 252V254H70L71 250H67L68 246L67 247L64 246ZM81 247L79 245L78 250ZM235 247H236V249H235ZM61 248H63V247H61ZM107 248L109 250H107ZM239 249H240V251H238ZM241 249L244 250V251H242ZM86 250H89V249H86ZM86 250L82 251V249H81L83 256L81 255V253L78 254V255H80L82 258L84 257L83 259L85 260V262L87 264V262L88 263L91 262V260H90L91 257L88 254L89 251H86ZM73 251L76 252L75 250H73ZM223 251L224 252L226 251L225 254H227L229 257L226 256V255L224 256V252ZM68 252H67V254H68ZM216 252L219 255H216ZM51 253H53V252H51ZM207 253H209V254H207ZM243 253H244V255H243ZM54 254H56V253H54ZM59 254H61V252ZM59 254H57V255L59 256ZM62 254L65 255L66 253L62 252ZM62 254L60 255L61 259L63 258ZM202 255H204V256H202ZM220 255H222V257H220ZM58 256H57V258H56V256H54V259L56 258L57 261H58V259H60L59 258L60 256L59 257ZM66 256H67L66 258H68L67 259V262H68L70 255H66ZM80 256H79V258H77L78 256L76 258L71 256V258H75L74 260H76V259L78 260V259H80ZM208 256H209V258L211 257L210 258L211 260L207 258ZM223 256H224V258H223ZM232 257H233V259H232ZM218 258H219V260H218ZM228 258H229V260L231 262L228 261ZM199 259H200V261H199ZM226 259H227V261H225ZM52 260H53V257H52ZM52 260H50V261H52ZM62 260H61L62 263L60 262V260H59L58 263H60V264L64 263L65 264L66 260L64 259L65 262L62 261ZM77 260L75 261L74 264H76ZM57 261H55V262H57ZM70 261H72V260L70 259ZM233 261H234V263H232ZM49 263L46 262L44 259H40L39 262H38V264H49ZM249 263H246V264H249ZM68 264H69V262H68Z\"/></svg>",
  "mask_w": 264,
  "mask_h": 264
}]
</instances>
